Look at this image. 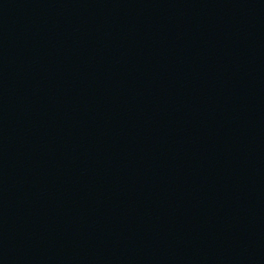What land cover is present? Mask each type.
I'll use <instances>...</instances> for the list:
<instances>
[{"label": "water", "instance_id": "95a60500", "mask_svg": "<svg viewBox=\"0 0 264 264\" xmlns=\"http://www.w3.org/2000/svg\"><path fill=\"white\" fill-rule=\"evenodd\" d=\"M0 264H264V0H0Z\"/></svg>", "mask_w": 264, "mask_h": 264}]
</instances>
